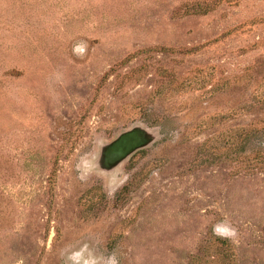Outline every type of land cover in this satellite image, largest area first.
Returning <instances> with one entry per match:
<instances>
[{
	"label": "rangeland",
	"instance_id": "374dc122",
	"mask_svg": "<svg viewBox=\"0 0 264 264\" xmlns=\"http://www.w3.org/2000/svg\"><path fill=\"white\" fill-rule=\"evenodd\" d=\"M77 252L264 264V0H0V264Z\"/></svg>",
	"mask_w": 264,
	"mask_h": 264
},
{
	"label": "flooded vegetation",
	"instance_id": "af4514ba",
	"mask_svg": "<svg viewBox=\"0 0 264 264\" xmlns=\"http://www.w3.org/2000/svg\"><path fill=\"white\" fill-rule=\"evenodd\" d=\"M146 139L147 135L141 130L136 129L127 132L107 145L105 149H103L100 159H106L109 162L106 168H109L115 161L124 159L129 153L141 148L147 141ZM129 148L132 149L130 152H127L126 150Z\"/></svg>",
	"mask_w": 264,
	"mask_h": 264
},
{
	"label": "trees",
	"instance_id": "16d2710c",
	"mask_svg": "<svg viewBox=\"0 0 264 264\" xmlns=\"http://www.w3.org/2000/svg\"><path fill=\"white\" fill-rule=\"evenodd\" d=\"M213 6L214 5H212L211 3L204 2V3L193 4L187 9H191L192 14H206L213 8ZM249 136H247L248 137L247 140H249Z\"/></svg>",
	"mask_w": 264,
	"mask_h": 264
},
{
	"label": "clouds",
	"instance_id": "9594fccd",
	"mask_svg": "<svg viewBox=\"0 0 264 264\" xmlns=\"http://www.w3.org/2000/svg\"><path fill=\"white\" fill-rule=\"evenodd\" d=\"M70 261L73 262V264H97L95 258H88L85 260H81V254L79 252L73 253L68 258ZM109 264H115L114 260H110Z\"/></svg>",
	"mask_w": 264,
	"mask_h": 264
},
{
	"label": "water",
	"instance_id": "95a60500",
	"mask_svg": "<svg viewBox=\"0 0 264 264\" xmlns=\"http://www.w3.org/2000/svg\"><path fill=\"white\" fill-rule=\"evenodd\" d=\"M131 151V150H130Z\"/></svg>",
	"mask_w": 264,
	"mask_h": 264
}]
</instances>
